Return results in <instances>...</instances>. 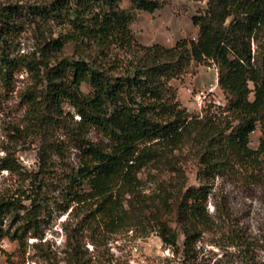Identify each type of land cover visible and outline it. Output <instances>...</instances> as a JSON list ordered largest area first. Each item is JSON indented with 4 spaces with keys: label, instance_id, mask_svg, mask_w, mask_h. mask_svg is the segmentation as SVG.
I'll return each instance as SVG.
<instances>
[{
    "label": "trees",
    "instance_id": "trees-1",
    "mask_svg": "<svg viewBox=\"0 0 264 264\" xmlns=\"http://www.w3.org/2000/svg\"><path fill=\"white\" fill-rule=\"evenodd\" d=\"M123 1L150 14L161 7L158 0L0 2V83L8 87L23 68L35 75L39 88L26 90L22 99L36 121H55L57 138L48 145L50 152L63 162L73 150L77 161L59 183L50 175L48 160L38 156L36 176L41 175L43 189L36 185L31 195L21 191L17 198H0V242L15 240L23 251L29 238L41 243L39 222L52 200L50 188L59 187L67 202L63 210L83 211L92 235L146 222L155 225L165 245L175 247L179 234L162 217L164 211L174 214L182 253L191 257L210 228L211 181L225 174L247 182L264 178V0H205L206 9L190 18L196 37L171 47L138 43L130 15L120 7ZM28 22L40 31L37 51L31 57L13 56L14 41ZM202 63L216 68L226 102L222 116L198 118L175 100L170 81L194 73ZM257 127L259 143L253 150L249 136ZM92 132L101 140L90 139ZM189 139L199 145L198 186L179 190L171 205L163 191L153 198L142 193L141 172L157 167ZM0 171L19 172L20 166L6 152ZM221 207L218 211L228 216ZM7 214L19 222L14 229L3 227ZM232 237L248 252L238 234ZM68 250L73 260L80 257L74 236L68 237ZM45 258L52 264L50 255ZM245 264H254L247 254Z\"/></svg>",
    "mask_w": 264,
    "mask_h": 264
},
{
    "label": "rangeland",
    "instance_id": "rangeland-1",
    "mask_svg": "<svg viewBox=\"0 0 264 264\" xmlns=\"http://www.w3.org/2000/svg\"><path fill=\"white\" fill-rule=\"evenodd\" d=\"M16 1L35 3L45 0H13ZM158 1L161 7L151 14L132 10L127 1L120 4L130 15L129 28L135 40L145 46L159 44L171 47L179 40L194 39L197 28L191 24L190 18L197 11L206 9V1ZM24 25V30L14 41L13 56L16 57L37 51L40 31L34 23ZM70 48L66 46L64 49L68 55ZM255 49L256 45L253 44L252 50ZM39 85L35 75L24 68L14 74L8 87L0 83V158L8 152L20 166L19 172L0 171V198H17L21 191L31 195L32 191H36V185L43 189L38 184L41 175L36 176L40 154L50 163V175L54 180L59 179V183L66 171L77 165L73 150L63 162L50 152L48 145L57 138L52 128L55 121L51 118L36 121L22 99L26 90L39 88ZM170 86L175 90L178 106L190 114L198 118L225 114L222 108L226 102L217 86L214 65H197L194 73L171 80ZM189 89L191 92H205L204 104L200 109L188 93ZM82 90L87 92L88 88L83 86ZM89 137L94 141L101 140L94 132ZM259 137L257 127L249 136L251 149L257 148ZM198 152L199 145L189 139L179 149L172 151L166 160L162 159L157 167L143 170L140 174L142 193L153 198L163 191L168 195L170 205L178 201L179 190L198 186ZM209 190L206 208L210 228L201 234L191 257H185L182 253L183 236L174 214L168 215L164 211L162 217L179 234L175 247L165 245L153 229L155 225L146 222L143 227L135 225L117 233L92 235L87 230L88 221L83 211L71 212L72 207L63 210L67 202H64L65 196L58 187L55 190L50 188V192L48 190L52 200L48 202V210L39 222L43 234L41 243L29 238L23 251L15 240L4 238L0 242V264H48L46 254L50 255L52 264H245L246 254L254 264H264V178L247 182L225 174L214 178ZM23 202L28 204L27 201ZM221 204L228 216L218 211ZM6 217L3 227L10 224L14 229L19 224L11 220V214ZM233 233L247 243L248 252L232 243ZM70 236L75 237L79 249L80 257L76 260L69 254Z\"/></svg>",
    "mask_w": 264,
    "mask_h": 264
},
{
    "label": "built area",
    "instance_id": "built-area-1",
    "mask_svg": "<svg viewBox=\"0 0 264 264\" xmlns=\"http://www.w3.org/2000/svg\"><path fill=\"white\" fill-rule=\"evenodd\" d=\"M188 93L193 98L195 105H197L198 109H200L204 104L203 100L205 98V92L204 91L191 92V90L189 89Z\"/></svg>",
    "mask_w": 264,
    "mask_h": 264
}]
</instances>
